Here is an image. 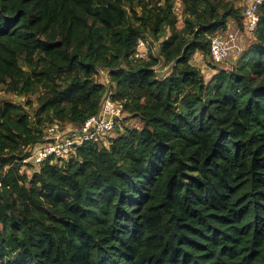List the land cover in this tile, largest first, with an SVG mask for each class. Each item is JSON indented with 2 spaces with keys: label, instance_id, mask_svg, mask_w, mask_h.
<instances>
[{
  "label": "trees",
  "instance_id": "trees-1",
  "mask_svg": "<svg viewBox=\"0 0 264 264\" xmlns=\"http://www.w3.org/2000/svg\"><path fill=\"white\" fill-rule=\"evenodd\" d=\"M178 1L181 25L174 0H0V90L17 99L0 98V264H264V2L205 80L195 56L229 21L244 32L247 3ZM106 96L138 125L22 167Z\"/></svg>",
  "mask_w": 264,
  "mask_h": 264
},
{
  "label": "built area",
  "instance_id": "built-area-1",
  "mask_svg": "<svg viewBox=\"0 0 264 264\" xmlns=\"http://www.w3.org/2000/svg\"><path fill=\"white\" fill-rule=\"evenodd\" d=\"M263 2L264 0H248L243 10L244 30L247 33H251L256 29L259 20L257 11ZM137 41L139 50L134 52V57L142 58L146 51L143 46L147 42L140 39ZM236 41L237 33L234 31L211 36L209 41L211 60L219 64L229 59L233 52L240 50ZM121 114L120 107L109 96H106L98 112L87 118L83 123L79 125L52 123L47 126L41 140L28 146L24 154L19 156L18 161L25 170H28L29 166H38L45 162L59 163L67 158L75 147L86 142L103 141L105 135L114 128L115 122Z\"/></svg>",
  "mask_w": 264,
  "mask_h": 264
},
{
  "label": "rangeland",
  "instance_id": "rangeland-1",
  "mask_svg": "<svg viewBox=\"0 0 264 264\" xmlns=\"http://www.w3.org/2000/svg\"><path fill=\"white\" fill-rule=\"evenodd\" d=\"M180 9H181V6H180L179 1L178 0H174V11H175V13L177 14V17H178V25H181V14H180L181 12H180ZM228 31L232 32L233 30H228ZM244 33L245 34L242 35V38H243L242 39V45H239L240 49L246 47L250 43V41L252 39L251 35H249L245 30H244ZM150 50H151V53L153 55H157V51H158L157 43H152L151 42L150 43ZM200 55H201L200 53H197V55L195 56L193 62H194V64H196L201 69V71H203V75H204L205 80H208L210 78V76L214 72H216V70H218L219 68L226 67L228 62H229V59H227L225 62L216 64L212 60H210L209 55H206L205 58H202V59H201ZM168 70H169L168 66L160 65L158 75L159 76L163 75ZM98 79H100V78L98 77ZM0 98L3 99V100H13V101L17 100L15 97L6 94L3 90H0ZM137 123H138V120L136 118L126 117V115H124L122 113V115L120 116V118L118 120L117 126L114 128V130H112L110 132V136L113 137L117 133L122 132V128H121L122 125L137 126L138 125ZM117 127H118V130H117ZM103 140H104V138H103ZM107 140H108V137H105L104 141H107Z\"/></svg>",
  "mask_w": 264,
  "mask_h": 264
},
{
  "label": "crops",
  "instance_id": "crops-1",
  "mask_svg": "<svg viewBox=\"0 0 264 264\" xmlns=\"http://www.w3.org/2000/svg\"><path fill=\"white\" fill-rule=\"evenodd\" d=\"M233 1H235V0H233ZM247 1L248 0H240V1H238V2H236L235 1V3L237 4V5H243V3H247ZM227 30H233L234 32H236L237 33V41H236V43H237V45L239 46V45H242V35L243 34H245L244 32L242 33V32H239L236 28H235V26H234V23L232 22V21H229V23H228V29ZM247 34V33H246ZM231 56H233V53L231 54Z\"/></svg>",
  "mask_w": 264,
  "mask_h": 264
}]
</instances>
